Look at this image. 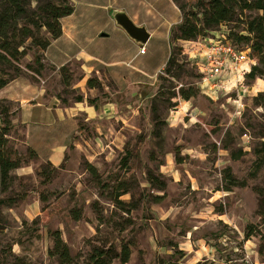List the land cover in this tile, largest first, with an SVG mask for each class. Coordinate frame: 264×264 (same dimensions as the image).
Masks as SVG:
<instances>
[{
    "label": "rangeland",
    "instance_id": "374dc122",
    "mask_svg": "<svg viewBox=\"0 0 264 264\" xmlns=\"http://www.w3.org/2000/svg\"><path fill=\"white\" fill-rule=\"evenodd\" d=\"M72 2L74 11L64 20L68 32L51 41L47 57L42 52L41 74L26 67L37 66L40 51L33 48L20 60L17 78L41 87L45 101L60 107L81 108L90 98L96 113L87 117L77 109V129L53 165L27 150L26 137L38 138V130L20 122L19 105L1 103L8 106L10 128L0 137V154L17 167L4 184L0 176V199L12 201L0 204V264H59L50 254L56 230L80 264L92 247L121 243L130 248L125 264H264V95L260 104L254 100L264 94V79L248 82L251 92L237 113L234 94L210 99L199 91L188 43L178 41V75L165 73L168 43L161 33L145 43L144 54L129 53L126 68L142 83L129 85L127 76L121 88L101 71L102 86L89 90L81 83L80 62L71 59L84 45L90 48L91 33L110 20L108 0ZM176 2L201 12L193 0ZM160 10L172 16L169 7ZM255 14L245 10L227 27L244 36L246 17ZM47 58L69 61L68 86ZM191 86L197 91L184 100L179 88Z\"/></svg>",
    "mask_w": 264,
    "mask_h": 264
},
{
    "label": "trees",
    "instance_id": "16d2710c",
    "mask_svg": "<svg viewBox=\"0 0 264 264\" xmlns=\"http://www.w3.org/2000/svg\"><path fill=\"white\" fill-rule=\"evenodd\" d=\"M35 2V6H30L31 2ZM182 14L180 24L171 28L170 32V53L163 70L167 75L173 76L178 73L173 70H180L182 65L178 59L182 51V46L178 41H195L212 37L213 34L221 27L226 36L233 44L242 49H249V56L255 60L250 71L245 75V83L248 87L249 81L256 78L264 79V0H193L196 6L201 7V12L192 9H185V6L173 0ZM192 0H188L190 2ZM206 1V2H205ZM73 4L69 0H0V89L6 86L10 81L21 75L20 60L27 52L33 48H38L40 53H36L34 63L35 68L26 66L28 70L40 75L45 68L43 62V54L52 40L61 36L62 28L60 19L70 15L73 12ZM256 11L255 15L246 17L245 34L242 36L239 32H232L227 27L229 22L235 21L242 16L245 11ZM218 27V28H217ZM45 31L48 36L43 34ZM249 42L244 47L241 42ZM188 60V57H187ZM191 66H195L190 60ZM61 80L65 86L71 81L69 68L66 64L59 67ZM196 71V76H198ZM82 78V77H81ZM88 88H100L102 81L95 75H90L86 79ZM199 89V87H198ZM194 87L184 89L179 88V96L184 100H188L196 93ZM200 91V89H199ZM264 94L259 93L254 97L256 103L260 104ZM76 101H82V96H77ZM88 103L94 105L93 100L87 99ZM6 102L0 99V115L4 126L0 130V137L7 134L10 128L8 114V106L1 103ZM27 150L37 156L31 147ZM50 163V162H49ZM14 161L0 154V176L1 182L4 184L9 178L10 170L16 168ZM89 170L96 177V170L89 165ZM231 177V176H230ZM232 179V178H231ZM235 185H245L244 181L232 180ZM12 203L9 199H0V204ZM73 218L79 219V212H73ZM249 235L253 233L252 226L247 227ZM53 247L50 254L55 256L59 264H80L71 256L68 246L62 240L59 231L52 232ZM130 257V248L128 244L121 243L119 246L102 245L92 247L85 264H125Z\"/></svg>",
    "mask_w": 264,
    "mask_h": 264
},
{
    "label": "crops",
    "instance_id": "0c3cea01",
    "mask_svg": "<svg viewBox=\"0 0 264 264\" xmlns=\"http://www.w3.org/2000/svg\"><path fill=\"white\" fill-rule=\"evenodd\" d=\"M117 1L108 0L107 10L111 6L124 9L135 24L145 25L149 33L146 42L151 41L153 38L156 39L161 33L165 36L168 43V55L161 67L163 68L171 49V28L180 24L182 21V14L176 3L173 0H134L133 2L131 0H122L121 3L117 5ZM161 6L169 7L172 16H164L160 10ZM65 17H63L61 21L62 33L60 37L64 36L65 32H68L64 22ZM109 19L110 20L106 21L104 25L97 26L91 33L88 38L91 47L88 48L84 45L77 52L76 57L71 59L80 62L81 71L83 73L81 83L86 85V79L90 75H95L99 79H102L100 74L101 71H103V74L109 76L117 86L121 88L123 86L121 82L125 81L127 76H130L133 82L129 85L142 83L144 80L140 77H135L133 73H130V69L126 67L131 65L130 61L134 56L145 53V51L141 53L140 48H144L146 42L138 46V44L128 38L121 29L115 25L113 26L112 23H114V21L110 17ZM60 37L52 40V42L58 40ZM184 42L189 44L186 48L187 55L193 56L197 53L199 48L198 42ZM132 51L136 52L133 57L128 58L129 53ZM47 60L52 63L48 58ZM67 62H64V64ZM52 64L56 67L64 65ZM129 85L125 86L128 87ZM251 88L252 87L248 88L245 93L251 92ZM89 90H91V88ZM0 99L10 100L19 105L20 122L25 128L31 127L32 129L38 130V138L33 139L29 136L26 137L27 144L35 151L38 159L48 161L53 165H57L62 161L65 151L67 150V144L77 129V119L75 118L77 111L80 109L79 111L84 112L87 117H92L96 113L95 106L89 103L85 106L82 104L81 108L70 106L60 107L56 103H47L44 99V91L41 87L18 78L13 79L0 89ZM82 102L83 100L78 101V103ZM41 118L43 119L42 121ZM47 126H49V130H47ZM50 131L57 132L58 138L55 136L54 139H50L47 134L45 135V133Z\"/></svg>",
    "mask_w": 264,
    "mask_h": 264
},
{
    "label": "built area",
    "instance_id": "2783aa9c",
    "mask_svg": "<svg viewBox=\"0 0 264 264\" xmlns=\"http://www.w3.org/2000/svg\"><path fill=\"white\" fill-rule=\"evenodd\" d=\"M223 27L212 37L198 39L197 53L189 56L198 72L197 84L200 92L210 99L234 94L233 103L237 113L243 107L242 98L250 88L245 83V75L255 60L249 56V49H242L231 42ZM144 52V48H140Z\"/></svg>",
    "mask_w": 264,
    "mask_h": 264
},
{
    "label": "water",
    "instance_id": "95a60500",
    "mask_svg": "<svg viewBox=\"0 0 264 264\" xmlns=\"http://www.w3.org/2000/svg\"><path fill=\"white\" fill-rule=\"evenodd\" d=\"M108 15L114 21L115 26L136 44L143 45L147 41L149 33L145 25L135 24L124 9L109 8Z\"/></svg>",
    "mask_w": 264,
    "mask_h": 264
},
{
    "label": "bare ground",
    "instance_id": "6f19581e",
    "mask_svg": "<svg viewBox=\"0 0 264 264\" xmlns=\"http://www.w3.org/2000/svg\"><path fill=\"white\" fill-rule=\"evenodd\" d=\"M142 53V52H141Z\"/></svg>",
    "mask_w": 264,
    "mask_h": 264
}]
</instances>
